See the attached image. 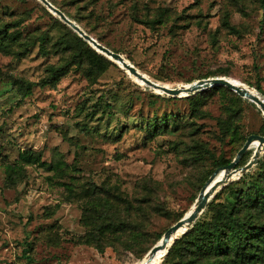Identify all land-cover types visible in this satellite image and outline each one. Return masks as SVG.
<instances>
[{
    "label": "rangeland",
    "instance_id": "obj_1",
    "mask_svg": "<svg viewBox=\"0 0 264 264\" xmlns=\"http://www.w3.org/2000/svg\"><path fill=\"white\" fill-rule=\"evenodd\" d=\"M52 1L152 80L176 86L212 74L264 91L260 0ZM41 4L0 0V26L17 36L0 46V264H137L189 210L217 159L260 132L264 115L221 88L194 98L156 91L92 46L99 55L79 50L71 28ZM50 65L65 72L52 79ZM263 157L196 220L206 226L234 209L262 223L257 198L243 195L253 180L264 185ZM97 214L125 230L93 237ZM176 252L178 264L217 259ZM238 264H264V256Z\"/></svg>",
    "mask_w": 264,
    "mask_h": 264
},
{
    "label": "trees",
    "instance_id": "obj_2",
    "mask_svg": "<svg viewBox=\"0 0 264 264\" xmlns=\"http://www.w3.org/2000/svg\"><path fill=\"white\" fill-rule=\"evenodd\" d=\"M49 1L55 5V3L52 0ZM260 6L263 9V14H264V0H260ZM62 11L70 18L69 14H67L64 10ZM56 19L58 20V22L65 25V23L62 22L60 19L58 18ZM8 28L9 27L7 25L0 26V46L5 47L7 45V42L4 44L5 40H11L17 37L14 35L15 31L8 30ZM70 31H72L74 34L72 43L75 44L79 50L83 49L84 51H89L96 55L97 54L99 55V53H97L91 47V45H89L84 39H82L75 31L71 29ZM84 31L90 34L88 30L84 29ZM95 39L101 42L100 39L98 38ZM101 43L109 47L107 44L103 42ZM81 55H82L81 52H77V53L75 52L74 60L76 59L81 60L82 57ZM48 69L50 72L49 77H51L52 79L58 78L60 74L65 72V68L61 65L59 66L50 65ZM211 75L212 74H208V75L206 74L203 75V77H208ZM255 87L264 97V91L261 89L260 85L256 83ZM30 88H31L30 83L25 85V89L27 91H29ZM217 88H221L226 91H232L231 89H229L224 85H214L212 87H209L208 89H217ZM208 89H201L200 92L206 91ZM197 94L198 93L190 94L187 96V98H194ZM236 97L241 99L240 96H236ZM163 120H166V118H163ZM162 124L164 125V123ZM153 127L156 128L158 127V125L154 123ZM255 133L261 135L264 134V123L260 132H255ZM246 137L244 138L242 144L244 143ZM244 156L240 159L238 165H243L245 163L247 159H245L246 157L244 158ZM233 157L218 158L214 165V168L229 163ZM259 165L264 172V157L260 159ZM251 189H253V192L251 193L250 191H246L243 195V198L246 199L247 202L249 203L254 202V199L257 198L256 202H259L260 207L264 209V185L260 181L258 182L256 180H253L252 186L249 187V190ZM120 200L125 201L126 199H120ZM234 211H235L234 209H228L222 211L218 216L214 217L213 220H211L206 226L203 223H201L199 219H197L192 224V226L189 227L181 235V237L177 238L174 241V243L171 245L168 252L166 253L165 259L161 264H178L179 261L176 262L172 261V256L178 250L179 247L180 248L183 247V250H188V252L192 254L193 259H196L197 257L204 255L207 256L209 255V257L211 256L217 257V259L208 260V264H233V263L238 264V262H241L248 257H260V258L263 257L264 256V221L262 223L259 222L256 223L255 221H253L252 217H250L251 213L247 216L245 215L241 216ZM93 217L95 219V222L98 221L99 219L102 220L94 224L93 229L94 232H96V235L92 233L93 237L97 238V234L98 232H100L105 237L108 236L107 238L109 237L113 238V236H116L117 233H120L125 230L124 222L121 220H117L113 215L103 217L101 216V214H97V215H93ZM160 237L161 234L158 235L156 240H159ZM180 254L181 252L179 253V255ZM231 256H233L234 258L231 259ZM182 262H188V261H182Z\"/></svg>",
    "mask_w": 264,
    "mask_h": 264
},
{
    "label": "water",
    "instance_id": "obj_3",
    "mask_svg": "<svg viewBox=\"0 0 264 264\" xmlns=\"http://www.w3.org/2000/svg\"><path fill=\"white\" fill-rule=\"evenodd\" d=\"M50 12L57 15L58 18L68 25L73 31H75L82 39H84L89 45H91L95 50L109 57L111 60L117 62L123 68H125L132 76H134L137 80L143 82V84L151 87L152 89L163 92L172 96H180V95H188L199 91L201 89H206L212 87L214 85H224L237 93L239 96L246 98L252 102H254L257 107L261 110L264 115V97L256 90H250L248 87L237 84L233 78L225 77V76H210L196 79L194 81L179 84L176 86H169L158 81L152 80L143 72H141L134 64H132L129 60H127L123 55L119 52L113 51L109 47L105 46L93 36L84 31L83 28L80 27L74 20L70 19L60 8L55 6L49 0H39ZM258 141V148L253 150L252 156L249 160L243 165L239 166L238 162L241 157L244 155L246 150L251 146L252 142ZM264 150V134H256L250 133L247 135L242 146L237 150L235 156L232 160L223 165L216 167L214 171L209 175L205 183L200 188L197 197L195 198L192 206L186 211L179 219H177L173 224H171L160 237V242L155 243L150 249L149 252L154 253L157 248L164 247L169 243L173 234H175L179 229H188L199 216V214L205 208L207 202L210 197L214 195V193L219 190L223 185L228 183L233 179V176L239 177L249 168H251L255 163H257L261 152ZM222 170V175L213 180L215 175ZM234 177V178H235ZM183 231V232H184ZM182 232V233H183ZM177 236L174 237V239ZM170 242V244L174 241ZM169 247V246H168ZM167 252V250H166ZM165 252V254H166ZM164 257V256H163ZM149 259L141 262L140 264H148Z\"/></svg>",
    "mask_w": 264,
    "mask_h": 264
},
{
    "label": "bare ground",
    "instance_id": "obj_4",
    "mask_svg": "<svg viewBox=\"0 0 264 264\" xmlns=\"http://www.w3.org/2000/svg\"><path fill=\"white\" fill-rule=\"evenodd\" d=\"M133 77H134V76H133ZM134 78H135V77H134ZM229 78H231V77H229ZM135 79H136V78H135ZM233 79H234V78H233ZM136 80H137V79H136ZM137 81L142 82V81H140V80H137ZM234 81H235L237 84H240V85H242V86L248 87L250 90L256 91V90H254L251 86H249V85H245V84L241 83V82H240L239 80H237V79H234ZM142 83H143V82H142ZM253 142L256 143V148H258V141L255 140V141H253ZM253 142H252V143H253ZM221 175H222V170H220V171L215 175V177H214L213 180L218 179ZM183 230H184V229H182V228L179 229L175 234L172 235V237H171L169 243H167V245H165L164 247H159V248H157V250H156L154 253L151 254V253L149 252V250H148V251L144 254V256L138 261L137 264H140L141 262H143V261H145V260H147V259H149V263H148V264H159V262L162 260L163 256L165 255V252H166L168 246L170 245V242L172 241V239H174V237L177 236V234L180 233V232H182ZM159 242H160V240L157 241V243H159Z\"/></svg>",
    "mask_w": 264,
    "mask_h": 264
}]
</instances>
